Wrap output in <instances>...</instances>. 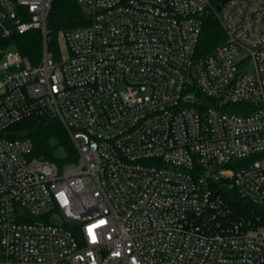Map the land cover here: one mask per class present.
<instances>
[{
  "label": "built area",
  "instance_id": "built-area-1",
  "mask_svg": "<svg viewBox=\"0 0 264 264\" xmlns=\"http://www.w3.org/2000/svg\"><path fill=\"white\" fill-rule=\"evenodd\" d=\"M89 24L49 50L53 0H0V264H264V0H78ZM40 31L34 65L15 35ZM10 48L12 50H10ZM57 119L63 167L13 131ZM62 218V222L57 219Z\"/></svg>",
  "mask_w": 264,
  "mask_h": 264
},
{
  "label": "trees",
  "instance_id": "trees-1",
  "mask_svg": "<svg viewBox=\"0 0 264 264\" xmlns=\"http://www.w3.org/2000/svg\"><path fill=\"white\" fill-rule=\"evenodd\" d=\"M224 0H213V8L204 16V26L199 43L202 54L209 53L214 47L226 39L225 32L215 13L218 4ZM89 16L78 0H53L48 18V32L51 42L49 50L59 51V34L87 26ZM14 47L34 65L39 64L43 50V35L40 31L12 37ZM1 46L3 43H0ZM59 53V52H58ZM13 131L30 137L35 145L34 154L63 167L74 164L78 152L68 131L57 119L33 116L23 120L13 127ZM237 214L249 215L264 226V208H258L241 198L234 191L223 193Z\"/></svg>",
  "mask_w": 264,
  "mask_h": 264
},
{
  "label": "rangeland",
  "instance_id": "rangeland-1",
  "mask_svg": "<svg viewBox=\"0 0 264 264\" xmlns=\"http://www.w3.org/2000/svg\"><path fill=\"white\" fill-rule=\"evenodd\" d=\"M85 11H86V10H85ZM63 36H64L63 33H60V34H59V43H60V48H61V50H62V55H63V57H65V56H67V48H66V44H65V40H64ZM13 48H14L13 50L16 49L15 47H13ZM10 50H12V49L10 48ZM16 50H17V49H16ZM57 53H58V52H57ZM57 221H58V222H62V218H58Z\"/></svg>",
  "mask_w": 264,
  "mask_h": 264
},
{
  "label": "water",
  "instance_id": "water-1",
  "mask_svg": "<svg viewBox=\"0 0 264 264\" xmlns=\"http://www.w3.org/2000/svg\"><path fill=\"white\" fill-rule=\"evenodd\" d=\"M227 1H228V0H224L223 2H221L220 4H218L217 7H216V10H217L218 12H220V11L222 10L224 4H225Z\"/></svg>",
  "mask_w": 264,
  "mask_h": 264
}]
</instances>
